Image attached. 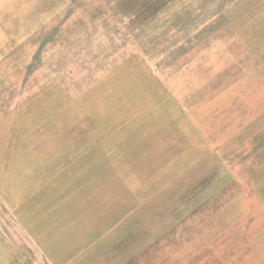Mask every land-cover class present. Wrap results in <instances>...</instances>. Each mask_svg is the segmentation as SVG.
<instances>
[{"label": "rangeland", "instance_id": "1", "mask_svg": "<svg viewBox=\"0 0 264 264\" xmlns=\"http://www.w3.org/2000/svg\"><path fill=\"white\" fill-rule=\"evenodd\" d=\"M231 2L0 0V264H264V7Z\"/></svg>", "mask_w": 264, "mask_h": 264}, {"label": "trees", "instance_id": "2", "mask_svg": "<svg viewBox=\"0 0 264 264\" xmlns=\"http://www.w3.org/2000/svg\"><path fill=\"white\" fill-rule=\"evenodd\" d=\"M155 1V0H153ZM232 4L236 7H247V8H256L257 7H264V0H231ZM246 11V10H245ZM244 11L240 13L242 15ZM239 15V14H238Z\"/></svg>", "mask_w": 264, "mask_h": 264}]
</instances>
